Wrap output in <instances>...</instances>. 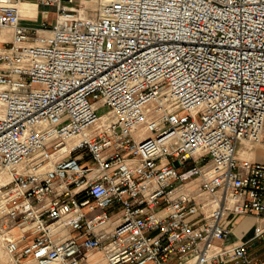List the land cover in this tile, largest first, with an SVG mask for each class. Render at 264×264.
<instances>
[{
    "label": "built area",
    "instance_id": "1",
    "mask_svg": "<svg viewBox=\"0 0 264 264\" xmlns=\"http://www.w3.org/2000/svg\"><path fill=\"white\" fill-rule=\"evenodd\" d=\"M34 1L55 18L0 0L7 251L264 264V161L239 154L264 142V0Z\"/></svg>",
    "mask_w": 264,
    "mask_h": 264
},
{
    "label": "crops",
    "instance_id": "2",
    "mask_svg": "<svg viewBox=\"0 0 264 264\" xmlns=\"http://www.w3.org/2000/svg\"><path fill=\"white\" fill-rule=\"evenodd\" d=\"M24 1H27V0H24ZM30 1H34V0H30ZM84 1L93 3L94 0H84ZM21 6L25 12H32L34 11V8L36 7V12L33 14L22 13L21 21L24 24L39 25L43 19L53 20L55 18V11L53 10V8L45 6L44 4H41V3H36V4L31 3L30 4V3L24 2L21 4ZM44 11H48L49 14L44 16L43 15ZM239 154L240 156L264 161V142L252 143V142H248L244 140L240 144ZM240 218L242 219L240 220ZM243 220H248V222L243 224L242 223ZM257 221L258 219L256 220V218L253 216H240L238 218V223L234 228V234L232 235L231 238L236 239L239 237H246L247 235L251 234L252 226ZM261 222L264 223V219L261 220ZM97 253H99L100 259H97L98 257L95 256L93 253H92V258L95 261H99L102 264V260H103L102 253L98 251Z\"/></svg>",
    "mask_w": 264,
    "mask_h": 264
},
{
    "label": "rangeland",
    "instance_id": "3",
    "mask_svg": "<svg viewBox=\"0 0 264 264\" xmlns=\"http://www.w3.org/2000/svg\"><path fill=\"white\" fill-rule=\"evenodd\" d=\"M95 2V0L93 1ZM49 14L48 11H44L43 15H47ZM37 23V22H35ZM0 175H2L0 173ZM2 177L4 178V176L2 175ZM121 209V206H119L118 204H113L110 205L107 208V211L109 213H114L117 210ZM6 217V210H5V206L2 203V197L0 196V264H37L35 262V260H32L30 258H23L22 260H17V258L15 256H13L12 254H10L6 247H5V240H4V225L3 222L5 220ZM242 218H240L241 220ZM248 220H243L242 223H247Z\"/></svg>",
    "mask_w": 264,
    "mask_h": 264
},
{
    "label": "bare ground",
    "instance_id": "4",
    "mask_svg": "<svg viewBox=\"0 0 264 264\" xmlns=\"http://www.w3.org/2000/svg\"><path fill=\"white\" fill-rule=\"evenodd\" d=\"M25 3H34V4H36V2L35 1H30V0H27V1H24ZM24 2H22V3H24ZM21 3V4H22ZM21 10H22V13H24V14H33V13H35L36 12V7L34 8V11H32V12H25L24 10H23V8H22V6H21ZM13 230H15L14 228H13ZM93 254L95 255V256H97L98 258L97 259H100V256H99V253H97V252H93Z\"/></svg>",
    "mask_w": 264,
    "mask_h": 264
}]
</instances>
